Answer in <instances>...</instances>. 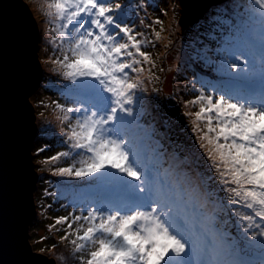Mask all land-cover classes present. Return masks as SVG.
<instances>
[{"label":"snow or ice","instance_id":"obj_1","mask_svg":"<svg viewBox=\"0 0 264 264\" xmlns=\"http://www.w3.org/2000/svg\"><path fill=\"white\" fill-rule=\"evenodd\" d=\"M42 7L61 38L62 59L52 62L73 85L72 105L56 104L68 122L62 135L69 150L49 159L73 157L54 174L87 181L96 193L71 222L56 220L76 236L79 264H264V0H250L248 20L229 28L219 47H194L195 62L216 77L194 73L196 95L186 106L198 110L185 115L194 118L195 152L177 140L162 142L170 137L163 117L160 128L140 123L141 65L152 60L139 39L145 34L126 22L130 4L44 0ZM205 23L214 41L227 21L213 16ZM149 142L156 145L150 155ZM164 157L168 178L160 172ZM229 212L238 237L225 230L221 214Z\"/></svg>","mask_w":264,"mask_h":264},{"label":"water","instance_id":"obj_2","mask_svg":"<svg viewBox=\"0 0 264 264\" xmlns=\"http://www.w3.org/2000/svg\"><path fill=\"white\" fill-rule=\"evenodd\" d=\"M27 1L0 0V264H59L57 256L33 247L39 181L33 145L39 117L30 96L41 84L43 66L40 29L33 2ZM179 1L185 28L227 0Z\"/></svg>","mask_w":264,"mask_h":264},{"label":"rangeland","instance_id":"obj_3","mask_svg":"<svg viewBox=\"0 0 264 264\" xmlns=\"http://www.w3.org/2000/svg\"><path fill=\"white\" fill-rule=\"evenodd\" d=\"M33 2V12L38 23L39 29L42 33V40L40 41L39 47V57L43 66V74L42 80L39 87L36 91L30 96L35 97L38 117H39V128H40V136L45 137V134H51V131H57L59 133L58 139L60 144H64L63 142L66 141V137L62 135V129L67 130V123L62 122L61 117L63 113L56 107V104H62L66 107L72 105V102L65 97L61 98L56 94V92L51 91L53 94H49L47 89H50V83L54 80L57 83L61 82L60 78H64L62 75V68L58 64H54L52 61L61 58V38L58 35L59 30H53V26L47 22V17L43 15V2L44 0H32ZM121 3H128L131 2V7L133 10H137L136 15L133 18L132 25L138 27L140 30L143 31L145 34L143 37H139V39H144L146 43L150 38H147V32L149 30V34L151 35V29H155L154 19L149 17L148 12L144 9L147 5L146 0H121ZM142 5V7H137V5ZM221 10L222 14H226L233 18V21L236 23H242L245 20H248V15L246 14V8L250 4V0H227L221 3ZM154 6V5H153ZM167 9L164 10L162 14L158 17L164 16L162 19V23L160 27L157 29L156 32H162L165 44L159 45V53H152L151 60L152 63L148 65L147 63H143V72L140 74V79L143 81L142 88L146 89L142 93L144 96V106L145 109L149 110L146 111V114H150L148 118L149 123H155L157 128H160V118L163 116H167V109L166 111H156L160 108L159 103H156L155 100L151 97L152 92L158 91V99L161 100L162 97H165L168 93L173 94L175 93V84H177V88L179 92L176 93L179 95L177 97V102L182 100V103L185 106L187 111H192L191 105H187L184 101L183 95L184 91H180L181 89V82L178 80V75L181 74L182 76V69L179 70L180 61L182 60L183 56L186 57L188 54L192 53V57L195 56L194 47H198L201 41H198L197 44L194 45L192 48L191 43L197 41L198 33L205 32L206 27V17L205 20H198L195 24L192 25V28L184 34L185 29L182 27L180 23V16H181V9L182 6L179 0H170L168 3ZM204 17V16H203ZM225 20V19H224ZM143 21V23H141ZM204 21V22H203ZM228 21H231L228 18ZM56 29V23L54 22ZM237 24V25H240ZM150 25V26H149ZM162 25V26H161ZM40 33V35H41ZM154 35V34H153ZM201 35V34H200ZM49 38L52 40L51 47L47 45L46 42H49L45 38ZM55 37V40L53 39ZM192 38V40H191ZM191 40V41H190ZM206 40V39H204ZM46 41V42H45ZM203 43H208L203 41ZM189 44V45H188ZM188 45V46H187ZM67 46L66 44L64 45ZM187 46V47H186ZM142 50L146 51L142 48ZM148 52V51H146ZM153 59L157 61V65H154ZM183 60H185L183 58ZM188 60V59H187ZM190 61H183V63H187ZM155 72H152L153 69ZM152 69V70H151ZM162 72V83L154 81L152 83V74L155 76L160 72ZM133 77L136 76L135 73H130ZM182 78V77H181ZM160 80V76H159ZM158 80V81H159ZM69 82V80L66 79ZM58 84H53L52 87L57 86ZM161 86V87H160ZM52 90V89H50ZM151 93V94H150ZM68 94V93H67ZM140 94V93H138ZM60 99V100H59ZM66 100V101H64ZM167 108V107H166ZM195 111L198 110V107H194ZM171 116V114H170ZM155 117V119H153ZM75 115H73L74 122ZM194 119V118H192ZM157 122V123H156ZM148 123V124H149ZM147 124V125H148ZM42 131V132H41ZM65 139V140H61ZM164 141L166 142V146L169 143V137L165 138ZM150 143V142H149ZM45 147V145H44ZM156 147V145H153ZM68 147H65V150H59L55 153H51L50 156H43L39 154V159L42 160V163L39 164V169H45L46 171H50V173L56 172V170L60 167H69L75 161H72V157H61L59 160L52 161L49 158L56 156L58 153L68 151ZM44 150V154H45ZM43 157V158H41ZM79 159V157L77 158ZM161 163L170 164V161L167 160V157H164L160 161ZM71 163V164H70ZM165 172L168 171L164 168ZM170 170V169H169ZM50 177V178H48ZM53 175L48 173L39 172V181L38 187L42 186V192L38 197V216L35 217V222L31 226L33 240L35 248H42L44 252L57 256L59 264H79V260L77 259L78 254L73 253V245L71 243L72 240L76 239V236L70 238L68 232L65 231L67 229V224L57 225L56 220L59 217H69V222H71V215L74 213L70 212V208H63L59 206L58 201L54 200V195L50 192V181H52ZM61 178H68L67 185H71L73 180L78 181L79 179L76 178H69L67 176H59ZM81 213V212H80ZM37 218V219H36ZM62 236H67V239L62 240ZM53 245L56 247L53 248Z\"/></svg>","mask_w":264,"mask_h":264},{"label":"trees","instance_id":"obj_4","mask_svg":"<svg viewBox=\"0 0 264 264\" xmlns=\"http://www.w3.org/2000/svg\"><path fill=\"white\" fill-rule=\"evenodd\" d=\"M25 1H27V0H25ZM119 1H121V0H119ZM146 1H147L146 2L147 5L144 9L148 12L149 17L151 19L157 20L158 17L162 14L163 9L164 10L167 9L166 7L168 6V3L170 0H146ZM125 4L131 5V2H128V3L126 2ZM221 5L222 4L212 6L211 9L204 15V17L200 18L199 20H205L206 17L210 18L213 16H220L223 20L225 19V21H227V23L223 24L220 29L216 30V32H215L216 40H214V41H209V38L205 34L204 31L202 33H198L197 36L199 38V41H201V43H203V41L208 42V43L210 42L214 47H219L220 44L223 42V38L225 36L230 35V32L228 31V29L233 27V26H237V24H240V23H236L235 21H233V18H231L230 16H228L226 14L223 15L222 10H221ZM126 11L128 12L126 22L132 24L133 18L136 15L137 10H133V8L130 7V8H126ZM228 18H230L231 21H228ZM162 19H164V16H161L159 18L160 21ZM51 25L53 26V29H54L55 24L51 23ZM154 25H155V29H157V31H158L160 24L154 23ZM135 28H136V31L143 32L138 27H135ZM191 28H192V25L185 27L184 28L185 29L184 34H186V32L188 30H190ZM155 29H153V28L151 29V35L149 34V30H148V32H147L148 37L147 38H150V39L148 40L147 43H145L143 45V49L148 51V53L151 52V54L152 53L158 54L159 53V51H158L159 45L165 44L164 38H161V37L159 39L156 38V36L154 34L156 32ZM160 36H163L162 32H160ZM192 38H197V37H192ZM192 38H191V40H192ZM45 39L49 41V42H46V41L45 42L47 43V45L49 47H51L50 43L52 42V40H50L47 37ZM204 39H206V40H204ZM41 40H42V33H41L40 41ZM191 45L193 48L194 42H192ZM257 55H258V53H257ZM183 58L185 60H183ZM183 58L179 62L180 63L179 70L182 69L183 73H182V76H181V74L178 75V80H180V82H181L180 91H184V93H181V95H183L184 101L186 103L187 101L192 100L194 98V96L196 95V93L194 91H191V89L193 88L194 80H195L194 73H196L197 75H200V76H207L209 79H216V77H215V74L208 73L207 70L202 69L200 67V65L195 62L194 57H192V53L188 54V56H186V57L183 56ZM61 59H62V52H61ZM183 61H190V62L183 63ZM153 63H154V65H157V61L155 59H153ZM147 64L150 65L151 63H147ZM152 72H155V69H153ZM161 75H163L161 70L156 76L154 74H152V83L154 81L156 82V80H157V82L162 83V76ZM159 76H160V80H159ZM60 79H61L60 83H57L54 80L52 81V83H50L49 86H50V89H52V90L47 89L48 93L53 94V93H51V91H54L61 98L65 97L68 99L70 96L67 93L73 87L72 82L71 81L68 82V81H66V79H63V78H60ZM53 84H58V85L55 87H52ZM195 87L199 88V87H201V84L196 83ZM174 89L177 92H179V90L177 88V84H175ZM176 91L173 94L168 93L167 95H165V97H162L161 100L158 99V96H159L158 91L152 92V94L150 93L153 100H155L156 103H159V105H160V108L157 110H153V112L166 111L167 109H169V110H167V116H163V119L168 121V123L170 125V128H169L170 137H169V139L177 140V141L181 142L183 145H186L191 151L195 152L197 150V143H196L197 134L192 131V127H193L192 117H188L185 115L187 110L185 109V106L182 103V100L180 102L176 101L177 97L179 96L176 93ZM68 100L72 102V99H68ZM64 101H66V100H64ZM144 108H145V106H144ZM148 110H149V107H148V109H146V111H148ZM192 112H195L194 107H192ZM170 114H171V116H170ZM149 117H150V114H146V112H145L144 116L140 120V123L147 126V124L150 121V120H148ZM51 132H52L51 134H48V133L45 134V137H39L40 136L39 135L40 134V128L38 127V134H37V137H36V139L34 141V145H33L34 153L38 152V149H44V150H46L45 154H44V151L38 152V153L42 154L45 157V156H50L51 153L53 154L59 150H65V147H67L66 141L63 142L64 144L61 145L59 142L60 139H58L59 133L57 131H51ZM165 138L167 139V137H165ZM164 139L162 142L166 145V142L164 141ZM61 140L63 141L65 139H61ZM44 145H45V147H44ZM153 145H155V144L152 142L145 145L146 151L148 152L149 155L151 154L152 149L155 148V147H153ZM161 151H163V150L161 149ZM41 158H43V157H41ZM77 158L78 157H75V159H77ZM73 160H74V158L72 157V161ZM35 163H37V162H35ZM41 163H42V160L38 159L37 165H39ZM169 166H170V164L161 163L160 172H161L162 178H168L165 176L164 168H166L168 171H170ZM200 167L203 168L205 171H208L209 166L204 163V158H201ZM39 172H40V174L48 173V174L53 175L54 178H52V181H50L51 180L50 177H48V178H50V180H49L50 190H51L50 192L54 195V200L55 201L57 200L59 206H62L63 208H67V207L70 208V212L74 213V215H80L81 214L80 213L81 207H79V206L83 205V207L86 208L88 202H90L91 199L96 196L95 191L90 189L89 183L87 181H84V180L75 181V180H73L71 185H67L68 178L59 179V175L54 174L55 172L50 173V171H46L45 169H39ZM208 174L212 175L211 172H208ZM41 184L42 183H40L39 187L37 186V189H38L37 195L35 192V197H37V198L39 197V195L42 192ZM218 198L223 200L224 199L223 193L218 192ZM37 204H38V201H37ZM74 205H76L77 207H74ZM224 207L226 209L228 207L226 202H225ZM221 215H222V218L224 220L228 221L227 225H225V230L230 232L232 237H238L239 236L238 222L236 221V218L234 216H232L230 212L227 214L222 213ZM34 222H35V219L32 222L31 226L33 225ZM75 227H76V225H74V228ZM33 229L34 228H32L31 230H33ZM70 231H72V230H70ZM74 236H75L74 234L69 235L70 238H72ZM31 242H32V240H31ZM32 244H33V242H32ZM33 247H34V244H33ZM34 250L43 251L42 248H34ZM254 257H257V256H252L251 258H254Z\"/></svg>","mask_w":264,"mask_h":264},{"label":"clouds","instance_id":"obj_5","mask_svg":"<svg viewBox=\"0 0 264 264\" xmlns=\"http://www.w3.org/2000/svg\"><path fill=\"white\" fill-rule=\"evenodd\" d=\"M40 33H41V30H40ZM40 37H41V35H40ZM39 47H40V45H39Z\"/></svg>","mask_w":264,"mask_h":264},{"label":"bare ground","instance_id":"obj_6","mask_svg":"<svg viewBox=\"0 0 264 264\" xmlns=\"http://www.w3.org/2000/svg\"><path fill=\"white\" fill-rule=\"evenodd\" d=\"M33 221H34V220H33ZM33 221H32V222H33Z\"/></svg>","mask_w":264,"mask_h":264}]
</instances>
